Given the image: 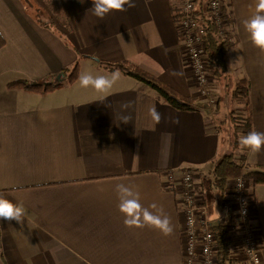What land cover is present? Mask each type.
Instances as JSON below:
<instances>
[{
  "label": "crops",
  "instance_id": "crops-1",
  "mask_svg": "<svg viewBox=\"0 0 264 264\" xmlns=\"http://www.w3.org/2000/svg\"><path fill=\"white\" fill-rule=\"evenodd\" d=\"M133 3L99 18L92 0H0V193L25 209L23 225L0 221V264H181L183 217L173 177L198 172L208 215L219 216L221 193L211 205L214 190L201 188V174L228 151L230 132L219 128L234 81L248 79L253 129L264 132V51L242 23L255 14L256 0H224L235 22L227 97L214 83L207 94L199 91L183 56L172 0ZM98 61L130 62L211 105L177 109L146 83ZM77 64L79 77L118 72L119 78L106 91L82 87L79 77L46 94L11 87L63 79ZM210 90L215 100H209ZM153 106L159 123L149 115ZM247 165L264 167V148L249 149ZM118 183L139 191L144 207L162 209L174 232L125 227ZM250 186L264 258V185Z\"/></svg>",
  "mask_w": 264,
  "mask_h": 264
},
{
  "label": "built area",
  "instance_id": "built-area-1",
  "mask_svg": "<svg viewBox=\"0 0 264 264\" xmlns=\"http://www.w3.org/2000/svg\"><path fill=\"white\" fill-rule=\"evenodd\" d=\"M224 0H209L208 7L219 28V36L226 37L233 30L223 18ZM179 12L174 22L182 44L183 56L190 67L199 91L205 95L213 83L206 54L204 30L193 18L195 0H172ZM198 172L185 170L174 178L172 191L180 193L179 207L183 217L181 264H219L217 238L214 231L220 223L236 221L233 231V258L240 264H264L260 229L254 223V197L250 182L243 176L232 179L220 197V214L216 219L208 215L206 202L197 191ZM200 177V174H199Z\"/></svg>",
  "mask_w": 264,
  "mask_h": 264
},
{
  "label": "trees",
  "instance_id": "trees-1",
  "mask_svg": "<svg viewBox=\"0 0 264 264\" xmlns=\"http://www.w3.org/2000/svg\"><path fill=\"white\" fill-rule=\"evenodd\" d=\"M209 0H195V10L193 18L196 20L200 28L204 30V41L206 47V54L210 63V72L214 85L218 88L223 87L222 90L227 97L231 86V79L228 76L227 53L228 49L234 44L233 30L229 34L221 38L219 36V28L212 16V12L208 7ZM173 20H178L179 12L172 7ZM223 18H225L231 27H234V19L228 13L224 6ZM5 46V41L0 36V49ZM97 61V60H96ZM99 62V61H98ZM105 65L110 71L118 70L126 75L133 77L139 81L146 83L158 96L170 104L171 106L180 110H194L199 107L207 109L211 103L198 102V98L186 97L180 94L175 89L166 85L157 76L143 70L141 67L130 62H121L117 64H110L99 62ZM80 69L77 64L70 72L63 73V79L60 80H46L43 82L30 83L27 81H18L12 83L11 87H23L27 90H40L46 94L50 91L62 88L67 83H74L79 77ZM68 74V75H67ZM250 84L246 77L233 82V88L229 92V100L231 102L239 101L242 104L241 110L233 109L229 121V127L219 128L226 132H230L228 151L216 163L213 170L202 176V189L218 191L221 194L227 189V184L230 180L243 176L248 180L252 186L264 185V167L251 169L247 165V157L249 148H246L239 143V139L246 135L253 129L252 113L249 101ZM209 100H215L212 90L209 91ZM226 123V122H225ZM236 227V221H225L214 228L217 238L218 259L219 264H240L238 260L233 258L232 248L234 243L233 231Z\"/></svg>",
  "mask_w": 264,
  "mask_h": 264
},
{
  "label": "clouds",
  "instance_id": "clouds-1",
  "mask_svg": "<svg viewBox=\"0 0 264 264\" xmlns=\"http://www.w3.org/2000/svg\"><path fill=\"white\" fill-rule=\"evenodd\" d=\"M83 3V0H80ZM93 14L103 18L106 14L113 11H125V6L135 7L133 0H92ZM256 12L250 18L244 20L243 26L249 34L251 43L261 51H264V0H256ZM178 75V73H173ZM119 78L118 72L110 75L82 74L79 77L82 87H93L98 91H106L111 88ZM149 115L155 123L161 120V114L155 106L149 109ZM178 123V120L175 121ZM240 145L249 148L253 152H259L264 148V132L250 131L239 139ZM118 198V210L123 215L125 227L143 229L150 227L157 229L164 236H169L174 232V227L170 217L158 209L155 203L144 207L141 204L139 191L132 186L118 183L115 186ZM151 209V210H150ZM25 209L21 204L14 203L4 194L0 193V221L11 223L13 221L23 225Z\"/></svg>",
  "mask_w": 264,
  "mask_h": 264
},
{
  "label": "rangeland",
  "instance_id": "rangeland-1",
  "mask_svg": "<svg viewBox=\"0 0 264 264\" xmlns=\"http://www.w3.org/2000/svg\"><path fill=\"white\" fill-rule=\"evenodd\" d=\"M28 11L30 13H32L33 16H34V14H38V11L35 8H33V7L30 8L28 6ZM39 15L41 17H43L42 14H39ZM241 107H242V104L239 101H234L232 103L225 102V104L223 103V115L226 117V120H225L226 123L223 124V127H225V128L229 127L228 119L230 117V114H231L232 110L233 109L241 110ZM192 171H194V170H192ZM181 175H182V173L179 176H175V177L172 176V177H173V179L174 178H179V177H181ZM210 194L213 196V199L211 200V205H215L218 193L216 191H210Z\"/></svg>",
  "mask_w": 264,
  "mask_h": 264
}]
</instances>
